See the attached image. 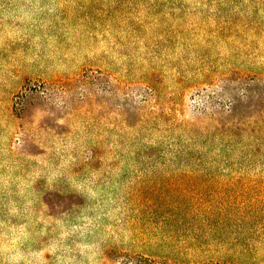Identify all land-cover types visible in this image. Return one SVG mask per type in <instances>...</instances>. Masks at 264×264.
Wrapping results in <instances>:
<instances>
[{
  "label": "rangeland",
  "instance_id": "374dc122",
  "mask_svg": "<svg viewBox=\"0 0 264 264\" xmlns=\"http://www.w3.org/2000/svg\"><path fill=\"white\" fill-rule=\"evenodd\" d=\"M0 264H264V0H0Z\"/></svg>",
  "mask_w": 264,
  "mask_h": 264
}]
</instances>
